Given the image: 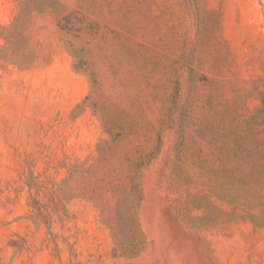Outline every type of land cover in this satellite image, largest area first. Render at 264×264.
<instances>
[{
    "label": "rangeland",
    "instance_id": "374dc122",
    "mask_svg": "<svg viewBox=\"0 0 264 264\" xmlns=\"http://www.w3.org/2000/svg\"><path fill=\"white\" fill-rule=\"evenodd\" d=\"M0 258L264 264V0H0Z\"/></svg>",
    "mask_w": 264,
    "mask_h": 264
},
{
    "label": "trees",
    "instance_id": "16d2710c",
    "mask_svg": "<svg viewBox=\"0 0 264 264\" xmlns=\"http://www.w3.org/2000/svg\"><path fill=\"white\" fill-rule=\"evenodd\" d=\"M63 20H61L62 22ZM60 22V23H61ZM65 29L69 31H77L73 25L69 24V26H63ZM142 163V162H141ZM138 164V166H141L142 164ZM68 181H64L62 186H67ZM32 185V184H30ZM34 185V184H33ZM70 185L67 186V190H69ZM134 192L130 194V198L127 199V228H128V240L129 242L127 244L123 243L124 239V233H122V227L118 226L115 228V239H116V248L113 251V257H129V258H135L137 257L144 249L146 245L145 236L143 234V231L141 229L138 215H137V201L139 200V190L138 186L135 185L133 188ZM59 209H62V215L60 216V220H64L65 218H71L68 210L65 208V205L61 204V202L57 205ZM36 216V221H43V222H51L52 221V214L48 211L47 204H43L41 201L37 199H33V205H32ZM53 235V233H52ZM15 245V244H13ZM58 247V244H56ZM0 264H2V260L0 258ZM71 264H82L81 262L74 263L71 261Z\"/></svg>",
    "mask_w": 264,
    "mask_h": 264
}]
</instances>
